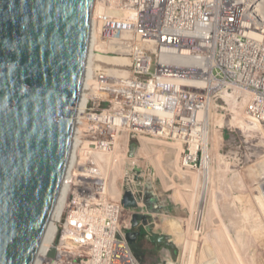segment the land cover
I'll list each match as a JSON object with an SVG mask.
<instances>
[{
  "label": "built area",
  "instance_id": "2783aa9c",
  "mask_svg": "<svg viewBox=\"0 0 264 264\" xmlns=\"http://www.w3.org/2000/svg\"><path fill=\"white\" fill-rule=\"evenodd\" d=\"M95 4L90 96L80 108L87 118L78 117L87 122L54 264H143L127 238L134 216L123 195L126 182L139 183L129 190L155 182L142 161H156L157 141L180 142L182 169H198L213 128L228 142L226 159L248 151L250 125L264 124V0ZM119 154L126 165L106 175L101 155ZM112 171L120 196L110 190Z\"/></svg>",
  "mask_w": 264,
  "mask_h": 264
},
{
  "label": "water",
  "instance_id": "95a60500",
  "mask_svg": "<svg viewBox=\"0 0 264 264\" xmlns=\"http://www.w3.org/2000/svg\"><path fill=\"white\" fill-rule=\"evenodd\" d=\"M95 1L0 0V264L58 259L87 122L78 108L90 96ZM140 236L127 233L139 256ZM147 237L176 253L169 236Z\"/></svg>",
  "mask_w": 264,
  "mask_h": 264
},
{
  "label": "rangeland",
  "instance_id": "374dc122",
  "mask_svg": "<svg viewBox=\"0 0 264 264\" xmlns=\"http://www.w3.org/2000/svg\"><path fill=\"white\" fill-rule=\"evenodd\" d=\"M250 126L248 151L226 159L228 142L221 139L219 127L212 129L205 201L201 173L182 169L180 156L169 152L151 163L146 155L144 168L160 173L155 178L160 202L149 204L155 217L148 230H133L145 234L140 245L144 254L138 257L143 264H168L171 259L173 264H264V205L257 201L264 178V124ZM152 233L169 236L176 253L152 243L147 237Z\"/></svg>",
  "mask_w": 264,
  "mask_h": 264
},
{
  "label": "bare ground",
  "instance_id": "6f19581e",
  "mask_svg": "<svg viewBox=\"0 0 264 264\" xmlns=\"http://www.w3.org/2000/svg\"><path fill=\"white\" fill-rule=\"evenodd\" d=\"M97 1V0H96ZM94 9H95V16L97 15V10H98V4L94 6ZM80 109V108H78ZM211 118V117H209ZM232 122V121H231ZM233 123V122H232ZM221 125L223 124L222 122L220 123ZM145 140V139H144ZM147 140L143 141L144 143L146 142ZM156 142V140H155ZM159 142V141H157ZM158 149L156 150V153H155V157H158L160 155H164L165 153L168 152H171V155L174 157H176L177 155H179V152H176L175 149H178L176 147L180 146V142H174V143H171V142H165V141H161L158 143ZM174 149V150H173ZM196 155H194L193 153L188 155V156H185L186 159H193L195 158ZM118 161H116V159H112L110 156H105V155H101V162H102V168H103V171L107 174H110L108 173V170L112 167V164L113 166H115L114 164H117V162L120 163V165H126L127 161L126 159H124L122 157L121 154L118 155ZM153 159L151 158L150 159V162L152 161ZM118 163V164H119ZM138 166V163H136ZM211 164H212V157L209 155V151L205 148V152H204V162L202 164L201 167H199L198 169H193L191 168L190 166H185L184 170H191V171H199L201 173V176H202V185H203V192H204V197L203 199L201 198V196L203 195H200V198L202 199V201H205V193H206V188L208 187V184L210 182V174L212 173L211 172ZM140 165V163H139ZM157 165H158V161H157ZM262 166V165H261ZM260 167V166H259ZM182 168V167H181ZM156 170V168H155ZM154 170V172H155ZM261 170H262V173H264V168L261 167ZM148 174H150L148 171H146ZM158 172H155L153 173V178H156L158 177V174H156ZM112 176H110V179H111V183H110V190L114 192V194H118L120 196V194L123 192V188L118 189V185H116V180H117V173L115 171H112L111 172ZM214 175V173H213ZM197 179V178H196ZM135 185H139V183L137 182H129L127 183L126 182V186H127V189H128V192H125V195H123V198H128L130 200H132L133 202H135L137 204V207L134 208L132 207L131 208V215L134 216L133 220L135 219V217H137V213L133 212L132 210H136L139 212L140 210V216L139 218L141 217H145L144 219L145 220H142L140 219V227L144 230L147 231L148 230V226L150 225L152 219H154V217L152 216V213L151 211L149 210V204L150 203H155V202H160L159 200V195L157 194L158 192V189L156 191V187H155V182H152V185L151 187L149 186H145V187H139L137 189H132V190H129V188H135L136 186ZM148 185V184H147ZM144 188V189H143ZM126 189L124 188V191ZM117 196V195H115ZM237 200V198H236ZM199 201H201L199 199ZM257 201H259L260 204H263L264 205V178L261 179V182H260V195H258L257 197ZM154 208V205L152 207V209ZM163 215V213H161ZM165 215V214H164ZM167 216V215H166ZM147 218V219H146ZM142 232V230H141ZM191 256V255H190ZM203 256V255H202ZM173 259L168 260V264H173ZM176 260V259H175Z\"/></svg>",
  "mask_w": 264,
  "mask_h": 264
},
{
  "label": "flooded vegetation",
  "instance_id": "af4514ba",
  "mask_svg": "<svg viewBox=\"0 0 264 264\" xmlns=\"http://www.w3.org/2000/svg\"><path fill=\"white\" fill-rule=\"evenodd\" d=\"M144 238V236H140L138 239H137V242H136V245L138 246V247H140V249H141V251L143 252V250H142V248H141V240ZM144 253V252H143ZM143 255V254H142ZM142 255H140V256H142Z\"/></svg>",
  "mask_w": 264,
  "mask_h": 264
},
{
  "label": "trees",
  "instance_id": "16d2710c",
  "mask_svg": "<svg viewBox=\"0 0 264 264\" xmlns=\"http://www.w3.org/2000/svg\"><path fill=\"white\" fill-rule=\"evenodd\" d=\"M143 233H144V232H143V230H142V236L144 235ZM142 254H144V253L142 252ZM142 254H141V255H142Z\"/></svg>",
  "mask_w": 264,
  "mask_h": 264
}]
</instances>
